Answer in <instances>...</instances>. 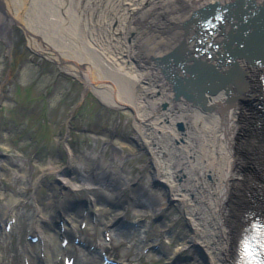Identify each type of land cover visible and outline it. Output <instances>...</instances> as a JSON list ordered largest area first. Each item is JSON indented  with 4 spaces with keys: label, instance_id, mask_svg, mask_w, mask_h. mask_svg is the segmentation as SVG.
<instances>
[{
    "label": "bare ground",
    "instance_id": "bare-ground-1",
    "mask_svg": "<svg viewBox=\"0 0 264 264\" xmlns=\"http://www.w3.org/2000/svg\"><path fill=\"white\" fill-rule=\"evenodd\" d=\"M80 3L82 7H77ZM92 3L96 0H0L4 8L0 13V39L8 42L10 22L20 25L37 52L55 56L60 66L74 69L85 89L90 88L104 106L132 113L137 136L128 142L131 149L153 154V138L145 133L151 130L150 125L157 136H163L161 151L166 160L162 165L151 155L146 178L122 169L114 161L119 154L111 153L112 158L104 160L102 155H74L68 150L63 169L51 166L42 170L56 176L62 192L48 198L46 211L38 209L37 228L32 231L40 240L34 245L42 247L32 251L29 264L41 260L57 264L58 253L64 252L74 257L67 248L69 244L61 248L47 231L52 221L50 208L56 209L55 218L64 228L59 234L64 238L69 230L66 220L73 225L85 221L91 226L94 220L91 216L93 221L86 220V215L93 211L99 212L92 215L102 219L98 223L104 221V228H122L124 223L119 218L128 208L134 209L137 218L159 219L162 233L168 234L169 205H175L188 221L189 235L179 250L192 253L201 247L206 255L205 263L193 253L182 264H237L245 229L264 241V0H107L112 3V13L106 7L91 10L88 7ZM142 13L146 17L151 13L153 20L162 17L163 35L177 37L155 58L186 51L184 55L195 63L188 62V80L193 79L192 95H203V108L183 96L176 98L173 82L154 63H142L140 58L134 61L131 53L144 32H136L139 27L134 23ZM91 26L100 28L102 35L94 33ZM122 35L125 41L131 35L129 56L100 51L105 46L100 37L112 43ZM65 38L81 45L79 56L64 53ZM6 49L3 57L10 53ZM85 53L91 56L85 58ZM137 89L135 98L133 90ZM2 161L0 158V169ZM183 190L187 206L181 199ZM70 192L82 194L81 201L65 196ZM192 200L199 201L198 205ZM16 201L11 198L0 203V223L6 225L17 219L11 209ZM138 223L136 228H126V236L139 238L144 224ZM116 234L120 240L122 236ZM0 238L1 249L4 242ZM91 246L90 250H98V243ZM171 261L169 257L164 262Z\"/></svg>",
    "mask_w": 264,
    "mask_h": 264
},
{
    "label": "rangeland",
    "instance_id": "rangeland-1",
    "mask_svg": "<svg viewBox=\"0 0 264 264\" xmlns=\"http://www.w3.org/2000/svg\"><path fill=\"white\" fill-rule=\"evenodd\" d=\"M82 4H78L77 7H82ZM111 4H108L107 0H96V3L90 4L88 8L92 10L96 8L95 6L106 7L105 9L108 8L112 13ZM2 8L0 5V13L3 12ZM139 11L140 14L143 12L142 9ZM152 18L151 13L147 17L142 13L139 20L135 21L134 26L137 24L136 28L139 27L136 32L144 31L135 51L127 49L131 44V35L127 41L122 35L118 42L112 43L106 37H100L105 41V46L100 51L111 56H121V52L123 56H129V52H132L134 61L140 58L142 63H153L152 58L168 50L170 45H173L169 42H174L177 37L172 33L163 35L165 22L160 20L162 17H158L157 20ZM81 25V31L85 33V27ZM79 26L80 23L77 27ZM101 31L97 26L93 30L99 34ZM7 33L9 40L6 44L0 39V158L3 160L0 169V203L11 198L16 199L11 209L17 215V219L13 226L15 234L9 235L0 249V264H16L13 260L19 259L17 251L26 245L24 229L31 223L36 209L38 211L36 205H46L47 200L62 192L60 185L56 183V176L42 170L51 166H60L63 169L68 159V150L74 155H102L104 160L112 158L111 153L119 154L114 161L122 169L129 171L133 176L146 178L151 170L150 156L157 157L160 164L166 160V155L163 154L164 150L163 153L161 151L164 145L163 136L160 135L162 133L159 132L162 138L157 136L158 132L150 125L148 128L151 130L145 133L147 135L149 133L153 138L155 147L153 154L138 153L131 149L128 142L130 138L137 136L132 113L104 106L90 88L85 89L74 69L71 71L63 68L64 65L60 66L55 56L37 52L36 47L28 41L23 28L17 23L10 22ZM65 39L66 45L63 46L67 47L62 48L64 53L79 56L81 45L71 39ZM6 47L10 53L3 57ZM85 56L89 58L91 55L85 53ZM83 57L84 55H81V58ZM137 70L142 69L137 67ZM89 72L90 69L86 74ZM133 91V97L136 98L139 90ZM245 157L248 158L247 155ZM161 168L163 167L160 166ZM20 173H24L23 176ZM176 183L178 186L182 184L178 178ZM184 192L185 190L181 191L183 201L186 198ZM76 194L77 197L72 192L65 196L74 199L83 197L80 193ZM162 195L164 196L163 193ZM158 197L161 198L160 195ZM187 202L185 200L184 205L187 206L189 204ZM134 212V209L128 208L124 216L129 220L139 219L144 224V229L141 230L139 238L130 236L129 243L126 240H119L114 234L111 240L107 237L110 241H106L105 246L100 226L104 221L98 223L102 220L100 217H97V220L95 217L94 223L82 231L88 238L100 243L101 247L109 248L108 257L117 262L162 264L167 256L179 255L180 258H190L195 253L200 262L205 263L203 259L206 255L201 247L193 249L192 253L179 250L189 235V227L188 221L175 205H169L167 209L170 224L167 228L168 234L162 233L159 219L137 218ZM93 213L98 216L99 212ZM15 231H19L18 236ZM152 242L161 247V253L165 254V257L151 252L146 255L141 253L142 249L150 247ZM79 264H100V260L82 257Z\"/></svg>",
    "mask_w": 264,
    "mask_h": 264
},
{
    "label": "water",
    "instance_id": "water-1",
    "mask_svg": "<svg viewBox=\"0 0 264 264\" xmlns=\"http://www.w3.org/2000/svg\"><path fill=\"white\" fill-rule=\"evenodd\" d=\"M188 26V25H187ZM185 28H187L185 26ZM228 35H234L231 33ZM231 36V37H232ZM200 40V37H197V41ZM196 41V42H197ZM198 44V43H197ZM186 51H184L185 53ZM190 52V51H189ZM183 52H178L177 50L174 51V54L164 56L162 58H154L153 62L161 69V72L165 75V77L173 82V87L175 90L176 98L179 96L185 97L188 101L194 102L195 105L204 107L205 99L203 95L200 98L195 97L192 95V81L188 80L189 74H191L188 62L194 63L193 60L187 59L188 55H184ZM187 54V53H185ZM195 64V63H194ZM200 70L202 69L201 66L195 65ZM170 71V72H169ZM190 83V84H189ZM217 87L215 90H217ZM211 91V90H210ZM208 91V92H210Z\"/></svg>",
    "mask_w": 264,
    "mask_h": 264
}]
</instances>
